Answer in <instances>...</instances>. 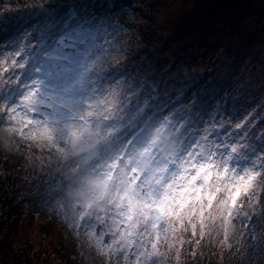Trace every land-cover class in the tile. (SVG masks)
<instances>
[{"label": "snow or ice", "instance_id": "6c2138e0", "mask_svg": "<svg viewBox=\"0 0 264 264\" xmlns=\"http://www.w3.org/2000/svg\"><path fill=\"white\" fill-rule=\"evenodd\" d=\"M82 21L75 10L45 14L24 32L35 45L0 51V127L57 160L72 198L69 226L108 264H163L166 253L180 264L193 243L182 233L190 229L199 246L219 221L227 243L234 220L264 214V132H256L264 115L234 107L238 120L213 116L204 127L206 93L188 95L194 79L173 99L144 61L129 68ZM8 23L0 18V30ZM181 98L188 107L176 106Z\"/></svg>", "mask_w": 264, "mask_h": 264}, {"label": "trees", "instance_id": "16d2710c", "mask_svg": "<svg viewBox=\"0 0 264 264\" xmlns=\"http://www.w3.org/2000/svg\"><path fill=\"white\" fill-rule=\"evenodd\" d=\"M63 1L65 2V0L56 2L59 4L56 10H47L49 15L63 16L65 14L64 6H61ZM68 1L84 3L87 6L92 5V7L101 4L102 7L105 5L106 10L109 11L111 9L117 10L122 4L126 3V0ZM179 1L169 0V5H164L161 2L157 3L162 4L161 11L163 12H173L174 10L175 16H171L170 19L159 21L154 15L155 13L148 14L146 12L143 18L148 23L143 25L142 21L130 22L137 25L136 27L130 26V31L135 36L132 43L128 44L132 59H134L136 64L144 61L145 67L150 69L149 75L154 74L155 78L163 76L161 80L167 82L168 90L172 91L173 99H176V94L185 86V77H188L189 80L194 79L196 82L195 86L191 87L188 95L191 96L193 92L201 89L205 91L206 94L203 97L204 110L200 112L204 127L208 126L213 116H215L216 120H220L223 117L228 120H238L237 117L230 115V113L233 112L234 106L241 111V100L247 95L237 94L238 91L235 92L233 89L227 91V86L222 85L224 83L221 82V79L222 76L233 77L234 80L239 78L240 72L238 70L241 61L245 56L251 57L249 52H246L248 49L247 43L233 42L235 35L241 31V28L244 29L245 27H242V24L246 17V11L239 7L240 0H192L193 8L184 7L178 10L179 15H177L174 5ZM244 1L249 6L254 4L258 6L259 4L264 7V0ZM111 3L113 5L109 8L107 5ZM65 4L67 5L68 3ZM187 9L190 10L187 11ZM71 10H75L83 17L82 23L87 24L90 20V16H84L79 8H72ZM92 10L95 9L92 8ZM251 12L254 11L251 10ZM43 17L45 18V15ZM118 22L121 23L119 20ZM189 28L198 29L197 33L200 35L197 36L198 40L196 43L185 41V38H182ZM136 32L139 35L134 34ZM213 35L222 36L223 49L215 45L214 41L209 42ZM249 35L250 32L246 35V39ZM254 39L255 36L251 39V42H258L257 39ZM176 40H179V44ZM203 43L207 44V48L210 50L208 52L210 58L206 57V53H201L200 57L197 58L193 57L192 53L199 46L202 47ZM135 45H139V47L133 48ZM217 52H219V56L214 57ZM257 54L263 55L264 49L257 50L252 57L251 64L255 63L254 57ZM212 57L214 58L211 61ZM216 63L218 64L215 67ZM205 64L213 66L214 73L211 72L213 74L208 73L210 69L207 68L208 66L202 68ZM175 69L179 72V75L178 80L174 78V84L180 86L175 87L174 90L169 88L173 80L168 77V74ZM215 71L217 72L216 76ZM251 72L256 76H258L257 73L261 74L257 67L255 68L254 66ZM192 73L196 75V78L191 77ZM207 76H214V78L210 81L209 79L207 80ZM260 77L262 79L259 83L254 84L253 87L250 86L252 89L250 94H253L252 104L256 101L259 102L261 99L260 94L264 92L262 90L264 89V75ZM204 81L210 82L204 85ZM173 90L175 94H173ZM220 102L225 106V112L216 107V112L214 110L211 111V116H209V110ZM180 103L187 106L189 101L181 98ZM244 109L246 108L244 107ZM193 111L194 115H196L198 110ZM261 124L257 121V133L264 132ZM0 135V264H45L46 262V264H51L49 261H55L57 264H108L109 258L99 252L94 241L84 234V230L69 227L67 220L62 218L63 215L61 216L58 209L49 205L52 203L53 198L51 196L45 197L44 195L47 191H44L41 171L43 168H51L56 165L57 160L51 156L48 159L42 153L41 157L35 155L29 161L30 155L36 153V150L26 147L22 151L28 149L26 158L29 159H21L19 152L16 157V155L12 154L11 142L6 135H3L1 131ZM19 148L22 149V143H20ZM37 161L40 162V165ZM63 185L62 191L60 186L55 191H59L60 194H68L69 187L67 183H63ZM49 193L52 192H47L46 195L48 196ZM40 195L43 200L38 198ZM68 199L72 202L70 196ZM260 215L261 217L259 219L256 218L251 226L255 230L254 234L259 233L263 225L264 214L261 213ZM238 236L240 235L232 237L236 243L233 246L234 250L232 253L236 256L234 259H226L227 264H247L253 256L252 247L246 245L247 235H243L242 238H238ZM231 242L234 244L233 241ZM237 246L238 248L235 252ZM209 263H212L211 257Z\"/></svg>", "mask_w": 264, "mask_h": 264}, {"label": "rangeland", "instance_id": "374dc122", "mask_svg": "<svg viewBox=\"0 0 264 264\" xmlns=\"http://www.w3.org/2000/svg\"><path fill=\"white\" fill-rule=\"evenodd\" d=\"M58 0H0V18H5L8 23V26L4 28L3 30H0V51L4 52V55H8L9 51L11 50V44L13 41H18L20 43L28 44L31 42V44L35 45L37 43V40L34 38L29 37V39H24V32L26 30L30 31V27L32 24H35L37 22L43 21L45 18L43 17L47 10L54 9L56 10L59 7V4H57ZM83 1V0H80ZM161 2L164 5H169V0H126L125 4H122L120 8L117 10L111 9L106 10L105 5L99 4L87 6L84 3H76V2H70L68 0L63 1L61 6H64L65 13L72 11V8H79L81 13L85 15L90 16V20L87 24H84L85 27L89 28L91 31H93L96 34L97 40L96 42L98 44L104 45L105 48H108L109 44L113 46V55L119 57L120 54H123L125 57H128L129 59L126 60V63L129 68H134L136 62L134 59H132V56L130 54V47L128 46L129 43H132V40L134 39V35H132L130 29V26L136 27L137 25H134L130 23L131 21L135 22L142 21V24L148 23V21L143 18L144 14L148 12L155 13L157 20L164 21L166 19H170L171 16H175L174 10L173 12H163L161 11L162 4H157ZM65 3H68L67 5ZM157 4V5H156ZM112 3L110 5H107L109 8L112 7ZM184 7H191L193 8V1L192 0H180L176 5H174V8H176L177 15H179L178 10L184 8ZM239 7L242 9H245L246 11V17L242 24L241 31L235 35L233 42L238 41V43H247L248 49L246 52H249L251 57L245 56V58L241 61L239 70L240 76L236 80L233 79V77L229 78L226 76H222L221 82L224 83L222 85L227 86V91L229 89H233L235 92L238 91L237 94L247 95L245 98L241 100L242 104L241 111L243 113L252 112L255 110L256 115H264V107H260L261 105H264V92L260 94L261 99L259 102H253V94L251 93V87L254 86V84L259 83L261 81V77L264 75V54H257L254 57L255 63L251 64L252 57L257 52L258 49H264V7L262 5L258 6L256 4L249 6L247 2L244 0L239 1ZM95 9V10H92ZM133 8V9H132ZM173 8V9H174ZM86 9V10H85ZM132 9V11H130ZM259 9V11H258ZM190 9H187V11ZM254 11V12H251ZM64 12V10H63ZM137 12V14H136ZM172 12V13H171ZM47 14H49L47 12ZM141 15V16H137ZM61 15H57L59 17ZM149 17V15H148ZM121 21L120 22H118ZM118 29H123V31H119ZM194 29V28H193ZM191 29L189 28L188 32L182 36V38H185L184 40L189 41L191 43H196L200 34L197 33L198 29ZM203 29V28H202ZM201 30V29H200ZM203 32V30H201ZM250 32V35L246 39V35ZM254 33V35H253ZM136 35H139L138 32L134 33ZM3 35V36H1ZM258 40V42H251V39ZM243 40V41H242ZM262 40V41H261ZM210 41H214L215 45H218L221 47V49L224 48V45L222 47V36L220 35H213ZM249 41V42H248ZM174 42V41H172ZM176 42L179 44V40H176ZM147 43V42H144ZM214 45V46H215ZM139 45L133 46V48H138ZM207 44L203 43V46L200 47L192 53L193 57H200L201 53L205 54L206 57L209 59L210 56L208 52L210 51L207 48ZM220 51V49H219ZM217 54L214 55V57L219 56ZM211 61L213 60V58ZM0 59H3V56H0ZM189 59L187 60L188 63ZM135 64V65H134ZM218 63H216L215 67ZM209 69V74H213V66L205 64L202 68ZM257 67L259 72L261 74H258L256 76L253 74L252 67ZM201 68V67H200ZM213 72V73H211ZM216 72V71H215ZM190 74V73H189ZM179 72L175 70H172L169 72L168 77H170L173 81L172 84L169 85L170 89H174L175 87H179L180 85L174 84V78L178 80ZM199 75V74H198ZM217 75V72L215 76ZM196 75L194 73L191 74L192 78H196ZM219 76V75H218ZM217 76V77H218ZM163 76H159L156 78L157 80H161ZM214 78V76H207V80L210 81ZM260 78V80H258ZM184 79V77H183ZM182 79V81H183ZM210 81H204V85H207ZM175 90V89H174ZM173 90V94H175V91ZM264 90V89H262ZM170 93H172L171 90H169ZM232 92V91H231ZM251 96V97H250ZM251 104L250 106H248ZM184 106L183 103L177 104L176 106ZM187 106L184 107H188ZM216 107L220 110L224 111V105H222V102L218 103V105H214L212 109L209 110V116H211V111L216 112ZM235 109L237 108L234 106ZM244 107L246 109H244ZM194 114V111H193ZM207 118V117H206ZM211 119V117H210ZM220 120H223L225 122L228 121V119H225V117L221 118ZM259 122V121H258ZM261 126L264 128V123L261 124ZM258 129V128H257ZM256 129V130H257ZM0 131L3 135H6L8 140L11 142V149L13 155H21V159L25 158L24 160H27L29 158L27 157L28 149L23 148H31L33 150H36V153L33 155L31 154L30 160L37 155V157H41L42 153L43 155L50 159L47 149H42L39 147H33L30 146L28 142L23 141L20 139L19 136H16L14 134L8 133L3 127H0ZM261 132L257 133L260 134ZM1 136V135H0ZM216 134H213L211 138L215 139ZM20 143H22V149H20ZM254 143L259 144L260 142L254 141ZM37 163L40 165V162L37 161ZM29 164V163H28ZM59 167V164L57 162L56 165H53L51 168H43L42 172V179L44 181L43 187L45 188L44 191L52 192L55 190L58 186H60L62 183H67L64 180V177L62 175L57 174V169ZM47 192L44 193L45 197H50L51 193L46 195ZM39 199L43 200L41 195L38 197ZM69 196L67 193L60 194V196L55 197L52 200V203L49 205L51 207H55V209H58L62 218H65L68 222V225L72 222V210H71V204L72 202L69 201ZM59 201V204L57 203ZM247 208V205H246ZM260 212H253L251 215V219H244L243 217H239L236 220L233 221V224L229 228L230 235L228 237L227 243H223L224 241V233L223 229L219 223V221L216 223L215 226H211L208 230V234L204 237L203 240H201V243L199 246L195 244V240L199 237H193L191 234V230L189 229L188 232L182 233V235L187 240L193 241V243L185 244L180 253V264H210L209 260L211 257V264H227L226 259H234L235 254L232 253L234 250L235 235H240L238 238H242V236L248 237V240L246 241L247 246H251V251L253 252L252 258L249 260L247 264H264V220L263 225L259 231L255 233V230L251 228V226L254 224L256 218H260L261 215ZM250 220V221H249ZM249 221V222H248ZM95 223V221H94ZM207 223V222H206ZM243 225H247V227H243ZM70 227V226H69ZM97 230L101 228V226L97 223L96 224ZM254 234V236H253ZM256 235V236H255ZM110 238L108 237L107 240ZM234 244H232V242ZM238 246L235 248V252L237 250ZM193 252H196V255H193ZM232 253V254H231ZM163 264H177L175 253L169 255L165 254V256L162 258ZM51 264H57L55 261H49ZM42 263V262H41ZM47 263V262H46ZM45 263V264H46ZM43 264V263H42ZM49 264V263H48Z\"/></svg>", "mask_w": 264, "mask_h": 264}, {"label": "water", "instance_id": "95a60500", "mask_svg": "<svg viewBox=\"0 0 264 264\" xmlns=\"http://www.w3.org/2000/svg\"><path fill=\"white\" fill-rule=\"evenodd\" d=\"M105 239H107V236H105Z\"/></svg>", "mask_w": 264, "mask_h": 264}]
</instances>
